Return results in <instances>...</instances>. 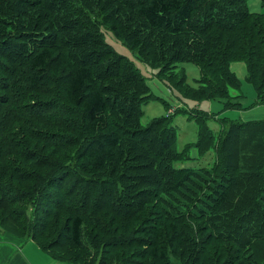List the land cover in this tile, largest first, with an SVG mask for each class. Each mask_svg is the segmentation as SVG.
I'll list each match as a JSON object with an SVG mask.
<instances>
[{
  "label": "trees",
  "instance_id": "1",
  "mask_svg": "<svg viewBox=\"0 0 264 264\" xmlns=\"http://www.w3.org/2000/svg\"><path fill=\"white\" fill-rule=\"evenodd\" d=\"M29 1L33 3L30 4ZM248 1L101 0L97 3L95 0V5L99 4V7H95L94 10L99 11L103 15V22L124 40L128 39L125 22L130 14H134V19L142 25V28L141 34H136L130 42L131 47L141 49L143 53L139 51L142 53L143 61L159 68V78L162 79L166 75L165 72L173 68L172 65L179 68L178 65L183 62H192L198 66L200 70L198 86L187 85L185 67L181 66L183 76L176 79L175 86L171 80V84L178 90L180 87L184 89V92L181 89L180 91L185 98L202 101L220 97L227 99V104L235 106L238 103L233 102V98L229 97L228 87L239 85L237 77L231 71V63L237 60L246 62L249 80L257 88L259 101L264 100V12L252 11ZM10 2L11 0H0V49L8 47L14 50L10 53L12 54L19 47H24L23 43L31 44V49L24 61L27 84L37 89L48 88L49 98L52 100L43 102L41 106L43 109L44 106L58 109V113L54 115L42 117L39 115L31 119L35 123L43 121L52 127L60 126L66 133L64 131V134L57 133L32 125H28L27 128L35 134L34 138L47 144L51 143L61 148L77 145L78 148L72 152L74 162L71 158L63 162L56 161L52 154V157L38 156L30 152L24 154L29 148L24 143L25 140L11 139L13 136L8 135V130L0 124V207L9 209V206L20 204L15 194L8 196L10 193L6 191L7 185L9 183L14 185L15 180L46 184L50 190L54 187L57 190L66 188L64 200L78 201L77 197L79 193H82L81 188L84 186L82 184H86V178L89 177L86 174L100 172L109 167L113 168L110 175L115 176L117 168L124 167L129 170V173H126V170L125 173L119 174L120 179L125 182L133 181L136 184L134 187L137 185L140 187L136 191L126 192L128 183L127 186L123 184L122 191H114L119 197L115 202L120 206L113 205V212L121 213L119 209L121 205L132 207L114 227V238L106 233L105 228L108 229L105 227L106 221H101L103 225L99 224L100 228H95L97 227L95 224L98 223L96 218L89 221L91 225H95L93 230L95 229L96 232L93 233L90 229L85 230L87 225H85L84 212L90 211L91 208L106 210L100 206L101 193L98 199H92L94 193L92 190H86L83 198L78 201L85 208L76 210L75 207L81 208L76 205L77 202L73 206L68 205L66 201H60L55 195L58 194L57 191H53L55 192L53 194L44 188L45 191H41L36 197L38 202L32 212L35 219L30 237L19 235L15 232L16 228H5V230L25 239H33L41 248L48 250L55 257L75 264H174L170 256L182 257L189 245L196 247L192 237L198 231L203 237L202 228L208 229L205 226L208 224L222 242L229 241L234 246L228 249L227 245L223 244V249H220L218 254L200 255L202 258H194V263L200 261L201 264H264V249H257L258 241L264 243V168L259 163H256L257 168H254L253 164L248 168L243 165L239 168L242 156L239 153L246 148L251 149H247L248 153L243 155L251 156L252 159L259 155L258 159L261 160L264 157L262 147L264 120L229 123L230 127L218 142L216 152L219 159L224 157L226 160L224 173H228V168L232 171L237 168L243 171L245 178L241 181L236 173H231L227 179L216 177V182L212 183V186L223 184L225 192L222 196L219 197L216 193L211 195L208 190L203 192L201 185L209 178L210 171L205 167L197 169L192 166H176L177 161L188 159L189 155L177 148V132L173 130L168 118L158 117L150 123L151 126L140 129L142 114L140 107L143 102L137 95L138 100L132 103L131 111L126 116L124 112L127 111L124 108L117 110L116 117L112 116L114 106L111 104L110 90L104 79L115 78L117 84L128 83L134 87L138 82L139 86L135 93L143 90L145 94H149L151 90L145 77L132 61L124 56L116 55L118 65L113 67L107 65L109 59L91 60L88 57L90 53L85 52H89V49L81 50L80 47L84 45L72 41L73 35L69 33L82 28L77 25L70 29L66 28L61 24L64 22L63 18L58 17L70 14L71 9L57 8L56 19L48 14L47 17L51 18L52 25L43 32L40 27L31 22L32 17L24 13H20V17L25 20V23H16L13 18L14 15L18 16V13L11 10L8 5ZM23 2L29 4L31 9L41 8L44 4V0L21 1ZM110 8L119 13L120 19L112 15ZM81 14L88 18L86 13ZM60 18L61 20L56 23V20ZM17 28L23 31L19 30L16 33ZM147 29L148 31L145 32ZM149 39L151 43H148ZM9 67L7 57L0 52V110L3 105L11 101L10 95L6 92L10 84L7 71ZM171 78L174 80L175 76L172 75ZM133 94L132 91L130 99H133L131 98ZM29 102L33 103L31 100ZM200 112L207 113L209 116L207 118L212 117L207 111L200 110ZM198 113L196 112L193 117L198 124V140L195 144L202 151L214 144L215 135L207 118L202 122L198 118L200 115ZM164 123L165 127L162 126ZM132 126L139 128L138 131L131 129ZM160 126L163 127L162 133H165V136L162 135L160 146L156 148L152 133L159 134ZM139 130L147 131V133H138ZM237 130L239 132L235 133ZM2 138L7 139V143ZM242 139L245 140V146L240 143ZM13 156H20L21 160L25 161H17ZM217 160L216 158L214 164ZM234 160H238V163ZM141 161L147 162L146 167L142 168L147 174L135 173ZM25 164L32 168H26ZM201 175H204L206 179L198 177ZM231 183L233 186H230ZM116 186L114 184V187ZM19 188L18 196L21 200L26 198L25 193L30 192L31 189L35 192L39 189L43 190L34 185L30 188H23L20 185ZM21 191L24 192L21 193ZM142 194L149 196L148 202L140 200ZM232 195H235V200L230 201L229 197ZM212 196L214 201L211 200ZM128 198L133 200L128 202ZM153 200H159L156 209L155 203L153 207L150 206ZM228 202L231 203V210L239 216L235 219L233 229H229V232L225 234L223 231L227 226L222 222L226 218L223 215L226 212L222 213L221 207ZM131 203L132 206H130ZM49 206L56 210L65 209L66 206L71 207L72 215L68 217L62 232L65 231L72 245L81 252L89 254L88 257L78 255L66 259L42 242L46 233L45 226L48 229L51 225L42 217L51 213ZM18 214L23 216L25 212L21 210ZM13 219L19 220L15 217ZM241 220L248 222V225L251 224L252 229L259 230L242 232L243 227H239ZM222 224H224L223 229L217 230ZM0 228L3 230L1 225ZM86 234L91 236L94 244L86 243ZM101 235L107 238L100 240ZM207 236V240L210 241L211 232ZM231 236H234V239ZM104 246L105 248L102 249ZM110 247L113 249H109ZM123 247H132V249L131 251L121 249ZM112 250V254L120 250L125 251L121 255L117 253L116 259L112 260L110 254ZM96 252L100 258L93 260V254ZM187 252L192 251L187 249Z\"/></svg>",
  "mask_w": 264,
  "mask_h": 264
},
{
  "label": "rangeland",
  "instance_id": "2",
  "mask_svg": "<svg viewBox=\"0 0 264 264\" xmlns=\"http://www.w3.org/2000/svg\"><path fill=\"white\" fill-rule=\"evenodd\" d=\"M21 1L24 0H11L8 5H10L11 10L18 13V16L14 15V21L16 23L21 22L22 24L25 23V20L20 17V13H24L26 16H31V22L35 24V26L40 27V30L45 32L46 28L50 27L51 24V18H48V14H51L52 17H55V11L57 8H64V9H71V13L64 16L60 15L58 17H62L64 22L63 24L66 28H73L74 25H77L79 28L82 29H76L75 31L72 30V32H69L70 35H73L71 37L72 41H75L77 44H83L84 46L80 47L81 50L83 49H89L88 51H85L86 54L90 53L88 57L91 60L95 61H101L103 59H109L107 65L111 66H117V60L116 55L124 56L129 61H132L134 65L139 68L140 72L145 77V80L150 85V92L149 94H145L142 91L136 92V88L139 86V83L135 85V87L132 84L125 83L124 85L117 84L118 82L115 80V78H109L104 79L106 85L108 86L111 95V104L114 106L112 116L116 117L117 110L123 109L127 112H124V116H126L131 111V105L135 102L136 95L139 97V100L143 102L142 106L140 107L141 114V120L140 129H144L145 127L151 126V122L156 120L158 117L165 116V118H168L170 123H172L173 130L177 132V148L180 151H185L188 153L189 158L185 160H180L176 162V166H192L197 169L206 168L208 169L209 178L205 180L204 175L198 176L202 177L205 181L204 184L201 185V188L203 189V192H206L207 190L211 193V195L215 194L219 197L222 196V194L225 192V187L223 184H219L216 187L212 186V183L216 182V177H219L221 179H227V176H229L231 173L238 174L240 180L242 181L244 177V173L241 170L235 169V171H232L231 168H228V173L225 172V164L226 160L224 157L218 158V153L216 152V147L220 139L224 137L226 132L228 131L230 127L231 121H237V122H246L250 120H264V100L259 101L258 97V91L255 85L249 80L248 77V67L245 61L243 60H237L231 63V71L235 74V76L238 79L239 85L237 87L230 85L228 87V94L229 97L233 98V102L236 101L238 104L233 106L230 104H227V99L216 97L213 99H204L202 101H196L193 99L185 98L183 93L180 91V89L184 92V89L180 87L178 88L174 87L176 79L183 76V72L180 68L185 67L186 72V83L189 86H198L197 79L200 78V70L198 66H196L192 62H183L178 65L179 68H175L173 65L168 72H165L166 75L163 76V78H159L158 76V67H153L151 64L143 61V58L141 54L143 53L141 49L132 48L130 42L134 39L136 34H141V28L142 25L138 24V22L134 19V14H130L128 16L127 21L125 22V28L127 33V40H124L122 38H119L109 27L108 24L104 23L103 21V15L99 11H95V7H99L98 5H95V0H44L43 6L37 7L36 9H31L29 4H25V2L21 3ZM26 1V0H25ZM36 1V0H35ZM101 0H97V3H100ZM31 1H29L30 3ZM31 2L30 4H32ZM249 8L252 11L256 12H264V0H249L248 1ZM112 15L119 18V13H117L116 10H112ZM41 11V12H40ZM40 12V15L38 14ZM12 14V11L10 12ZM81 13L87 14V19L83 17ZM13 15V14H12ZM64 16V17H63ZM126 16V13H125ZM57 17V18H58ZM61 20H56V23H58ZM33 28L34 25L32 24ZM30 27V26H29ZM20 31H23L22 29L17 28L15 30L16 33ZM1 31V29H0ZM145 30V32H147ZM68 33V35H69ZM28 35V34H27ZM60 41V40H57ZM100 41V42H99ZM100 43L102 45H100ZM148 43H151V40H148ZM24 47H19V49L15 50L14 53L10 54L14 50H10L8 47H2L0 49V52L7 57V63L10 65V67L7 69L9 72V80L10 84L7 88L8 94L10 95L11 101L8 104H5L2 106V109L0 110V124H2L3 128L8 130V135H12L13 137L11 139H19L25 140V144L28 145V151L24 152V154L34 153L38 156L40 155H50L52 154L53 159L59 162H63L66 160L72 159L74 162V157L72 155V152L75 151V149L78 148V146H70L67 145L66 148L57 147L55 145L47 144L42 140H39L37 138H34L35 134H32L30 130H28V125H32L34 127H40L41 129H48L52 131H56L57 133H63L64 134V128H61L60 126L52 127L48 125L47 123L43 121H38L37 123L32 121V117H40L44 115H51L58 113V109L54 107L47 108L44 106H41L43 102L52 100L50 97V92H48V88L42 87V88H32L29 84H27L26 75H25V57L29 50L31 49V44H27V42L23 43ZM142 53H140V51ZM111 58H110V57ZM106 66V65H105ZM175 68V69H174ZM109 69V68H108ZM174 69V70H173ZM176 71V72H175ZM124 74V72H122ZM128 75V74H127ZM131 75V74H130ZM175 76V79L173 80L171 76ZM112 76V74H110ZM113 77V76H112ZM136 79V78H135ZM171 80L173 82V85L171 84ZM174 88H173V87ZM186 89V87H184ZM54 89V88H52ZM132 91L134 92L133 96L130 99ZM5 95V94H3ZM32 101L33 103H30L29 101ZM139 103V101H138ZM137 109V108H136ZM207 111L210 115H212L211 118L207 115L205 112H200V110ZM196 112H199L200 114L198 118L204 122L205 118H207V122L210 126V128L213 130L215 138H214V144L210 147H206L204 150H200L197 147V144H195L198 140V124L197 121L193 118L196 114ZM31 116V117H30ZM122 121V120H121ZM124 122V121H122ZM229 124V125H228ZM228 125V126H227ZM163 127L166 126L164 123L162 125ZM160 126L157 135L152 133L153 141L156 145V148L160 146V142L162 140V135L165 136V133H162L163 127ZM143 127V128H142ZM131 129H136L135 131H138L139 128L132 126ZM146 129V128H145ZM64 131V132H63ZM138 133H147V131L142 132V130H139ZM144 131V130H143ZM239 132V130L235 131V133ZM16 133H20L19 135ZM66 133V132H65ZM234 133V135H236ZM27 136H24V135ZM163 136V137H164ZM3 141H6L7 139L2 138ZM1 142V140H0ZM243 146H245V140L242 139L240 141ZM263 144H264V137H263ZM189 145V146H188ZM154 147V145H153ZM215 147V148H214ZM264 149V145H262ZM81 148V147H80ZM79 148V149H80ZM251 148H246L243 152L239 153L241 156L240 158V167L243 165L245 168H248L251 164L254 165V168H257V164H262L264 168V157L261 159H258L260 156L253 157L248 155H243L244 153H248V150ZM238 155V156H239ZM51 156V157H52ZM17 161L21 160L20 156H13ZM30 157V156H29ZM27 157V158H29ZM26 158V159H27ZM69 158V159H68ZM216 158L218 159L217 162ZM21 161H25L22 159ZM235 163H238V160H234ZM146 163L144 161L139 162L138 164V170H135V173H146V170H142V168L146 167ZM257 163V164H256ZM214 164V165H213ZM221 164V165H220ZM17 165V164H16ZM132 166V165H131ZM212 166V167H211ZM26 168H32L30 165L25 164ZM2 169V168H1ZM35 169V168H34ZM117 174L115 176H112L113 168L110 169L107 167L106 169L95 172L91 174H86L89 177L86 178V184L84 185L82 189V193H79L78 195V201L83 198V194L86 190H92L94 193L92 195V199H98L99 194L101 193L102 197L99 200L100 206L103 207L106 210H97L95 208L90 211L84 212V218L86 220L85 225H87V228L85 230H92L93 233L96 232V230H93V227L97 225L95 228H100L101 225H103V222H107V227L109 229L105 230L106 233L111 236V238H114L115 235V226L121 222V217L129 213V209H132V207H127L124 205H121L119 207L121 213L113 212L114 206L120 204H117L115 201L119 199L118 195L115 194V190L122 191L123 184L128 185L125 189L127 191H136L140 186L134 187L133 181H123L120 179V175L122 173H125L127 169L124 167H118L117 168ZM205 169V170H206ZM4 170V169H3ZM52 170V169H51ZM50 170V171H51ZM126 173H129V170H127ZM114 174V173H113ZM225 176V177H224ZM231 176V175H230ZM79 177L80 174H79ZM114 178V179H113ZM203 179H201L203 181ZM73 181V180H72ZM71 183V181H70ZM69 183V184H70ZM114 184L117 185L114 187ZM20 185L23 188H30L32 185L34 187L43 188V190H40L38 192H35V190L31 189L30 192H26V198L24 200H21L20 196H18V192L20 191L19 187ZM38 182L30 183L29 181L22 182L15 180L14 185L12 183H9L7 185V190L10 195L15 194L17 199L20 200V204L9 206V209L0 207V225L3 228V230L0 228V232L11 234L13 236H17L13 233H11L7 229L16 228L15 232H18L19 235L30 237L31 233V227L34 222V215L32 212L34 211V206L38 202L36 197H38L39 193L41 191H45L44 188H47L49 193L55 194L53 191H57L58 194H55L60 201H63L67 190L66 188L64 190H57L55 187L50 190L46 186V184L43 185ZM87 185V186H86ZM17 190H15L14 188ZM230 186H233L231 183ZM214 187V188H212ZM157 190V189H156ZM25 191V190H24ZM24 191H21L24 192ZM13 192V193H11ZM202 192V193H203ZM7 194V192H5ZM130 195V194H128ZM207 196V195H206ZM10 198V197H9ZM8 198V200H9ZM213 199V196L211 197ZM230 201L235 200V195H232L229 197ZM133 199L128 198V202H131ZM137 200H139L137 198ZM140 200L147 201L149 200V196L147 194L140 195ZM139 200V201H140ZM66 203L75 205H78V207H81L80 209L76 210H83L85 206L80 204L81 202H78L76 200H64ZM159 200H153L150 204V206L153 207V203L156 204L155 209L157 208V203ZM114 205V206H113ZM133 204L131 203L130 206ZM231 203L228 202L226 205H222V213L226 212V214H223L226 216L225 220L222 222L224 223L227 228L224 229L223 232L228 233L229 229L232 230L234 227V224L236 223V217L239 216L235 214V211L231 210L230 208ZM33 208V209H32ZM51 213L46 216H42L45 218V222L49 223L51 225L48 226V229L45 226L46 233L44 234V237L42 239V242L45 243L46 246H50L58 255H60L63 258L71 259L78 255L81 256H87L89 254H86L85 252H81L78 248H76L74 245H72L71 242L68 241L65 231L62 232L65 228V223L68 220V217L72 215L71 207H65V209L56 210L52 206H49ZM32 209V210H30ZM23 210L25 214L23 216L19 215L18 213ZM17 211V212H16ZM16 212V213H15ZM242 212V211H241ZM42 215V214H41ZM13 217L19 219L15 220ZM22 217V218H21ZM235 217V218H234ZM93 218H96L98 220V223L95 225H91L89 221ZM229 218V219H228ZM204 222H207L204 220ZM238 222V221H237ZM56 225L55 228V224ZM100 224V226H99ZM224 224L220 225V228H217V230L221 231V228L223 229ZM207 228H202V234L204 235L201 237L200 231L193 236V240L195 241L196 247L188 246L186 248V251L184 252L183 257H180L179 255H171V261L174 264H201L195 261L194 258H202L200 255L203 254H210L214 256V253L218 254L220 252V249H223V244L227 245V248L233 247L234 244L232 242L227 241H221V239L213 233V228H209L208 224H205ZM243 227L242 232L248 233L250 231H258L259 229H252L253 226L248 225V222H244L241 220L239 222V227ZM252 229V230H251ZM118 231V230H117ZM211 232L212 239L209 241L207 234ZM223 232H220L223 234ZM121 233V232H120ZM236 233V232H235ZM235 233H233L235 235ZM238 233V232H237ZM221 234V235H222ZM217 235V234H216ZM20 238H24V237ZM110 236L107 240H109ZM26 237V238H27ZM86 243L88 244H94V241L90 238L91 236L85 235ZM234 236H231L232 239ZM104 238H107L104 235H101L100 240H103ZM32 242H29L27 246H24V249H42L39 246V243L33 239ZM35 243H34V242ZM123 241V240H122ZM235 241H233L234 243ZM257 249H264V243L258 241ZM88 247V245L86 246ZM102 247V249H104ZM109 249H113V247H110ZM121 249H129L131 251L132 247H123ZM187 249H191L192 252L188 253ZM194 249H197V251ZM204 250V252H203ZM125 250H120L119 252H113L110 251L112 260L116 259V255L123 254ZM195 252V253H194ZM70 253V256H67L66 254ZM84 257V258H85ZM88 257V256H87ZM100 256L96 253L93 254L92 259L97 260ZM204 258V257H203ZM82 260V259H81ZM92 260V261H93ZM203 260V259H202Z\"/></svg>",
  "mask_w": 264,
  "mask_h": 264
},
{
  "label": "crops",
  "instance_id": "3",
  "mask_svg": "<svg viewBox=\"0 0 264 264\" xmlns=\"http://www.w3.org/2000/svg\"><path fill=\"white\" fill-rule=\"evenodd\" d=\"M29 242L32 240L0 232V264H75L43 248L24 249Z\"/></svg>",
  "mask_w": 264,
  "mask_h": 264
}]
</instances>
